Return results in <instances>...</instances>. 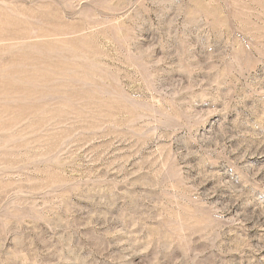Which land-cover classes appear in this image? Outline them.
Instances as JSON below:
<instances>
[{"label":"rangeland","instance_id":"1","mask_svg":"<svg viewBox=\"0 0 264 264\" xmlns=\"http://www.w3.org/2000/svg\"><path fill=\"white\" fill-rule=\"evenodd\" d=\"M0 264H264V0H0Z\"/></svg>","mask_w":264,"mask_h":264}]
</instances>
